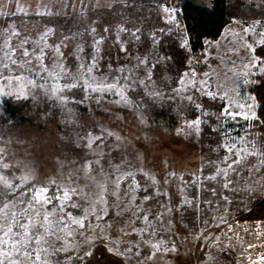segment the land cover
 Masks as SVG:
<instances>
[{
  "label": "rangeland",
  "instance_id": "374dc122",
  "mask_svg": "<svg viewBox=\"0 0 264 264\" xmlns=\"http://www.w3.org/2000/svg\"><path fill=\"white\" fill-rule=\"evenodd\" d=\"M84 2L89 5L86 10L79 5L74 9L72 0H13L12 4L0 0V4L8 5V11H14L18 3L27 13L0 16V148L6 150V161L17 165L14 170H9L15 176L31 169L36 178L33 183L37 186L48 184L55 190L49 181L56 179L63 183L71 174L74 185L84 188L88 181L78 170L85 160L94 161L97 157L79 138L88 132L99 134L101 128L111 130L124 138V145L111 151L105 149L102 164L109 191L115 173L106 161L111 159L113 165H123L120 159L123 156L133 165L142 166L158 181L153 185L150 179L133 169L141 188H146L148 194L155 197L144 207H151L153 215L159 208L165 212L162 219L167 222L150 215L156 235L143 238L135 234L125 236L120 229L124 227L130 231L129 217L127 214L115 216L119 209L113 206L105 218L112 224L107 230L110 238H119L121 249L132 246L133 252H140L139 257L113 255L106 247L107 241L96 238L90 246L92 255L81 261L78 256L89 245L84 237L78 236L74 241L77 247L49 255V264H100L97 259L100 255L104 256L106 264H206V261L207 264H254L264 255V218L248 219L246 214L264 198V163H261L264 158L249 156L233 165L228 169L227 180L222 174L216 180L205 177L215 174L218 168H227L224 158L230 157L228 163L236 158L228 148L235 151L244 147L241 138L255 139L258 146L264 144V130L256 113L259 103L252 92L264 71L259 65L252 67L249 64L253 56L259 61L264 58L245 47L252 44L255 49L260 44L264 18L227 19L215 39H203L202 48L193 51L180 17L182 0H127V6L113 0ZM251 2L264 4L262 0ZM164 6L175 9V22H167L170 13L163 11ZM48 10L53 14L37 15ZM81 12H84L83 16ZM256 22L259 24L254 33L245 31ZM121 25L131 30L139 28L140 39L120 32L118 42L117 32ZM13 28L21 33L19 37L10 35ZM92 28L96 29L95 33L91 32ZM48 29L52 31L45 36ZM25 39L27 43L21 44ZM101 39L99 52L95 53L94 43ZM185 39L187 47L182 46ZM9 42L15 48L12 58L17 61L16 65L5 57V52L11 55V49L6 47ZM50 45H60L59 52L48 47ZM121 47L128 51H121ZM24 48L29 50V57L23 55ZM41 48L45 52L42 62L48 66V72L37 67L40 62L36 55ZM93 54L98 60L93 70L96 79L111 83L113 77H122L131 71L133 77L145 82L137 85L135 91L127 92L134 102L132 105L117 104L120 97L111 92L91 93L78 87L64 93L69 97L67 107L73 110L69 115L59 103L46 96L43 89L28 84L29 80H35L37 84L53 86L57 83L55 77L58 73L61 77L58 82L66 83L67 77L55 66L62 64L75 74L81 64H90ZM137 57H148L155 68L141 64ZM161 57L170 59L160 60ZM121 68L123 73L118 71ZM193 70L195 77L191 76ZM149 71L151 80L147 78ZM185 72L189 75L181 84L179 81ZM204 73L209 75L204 76ZM245 73L247 83L244 82ZM17 76L24 79L18 81ZM201 81H207L206 88L214 96L204 94L205 86ZM22 90L27 98L19 95ZM157 92L161 94L159 97L149 95ZM188 96H192L195 103L189 102ZM73 99L83 102L73 103ZM196 104L202 107L197 109ZM225 108L238 115L234 119L221 116ZM204 111L209 115L204 116ZM252 112L255 119H244V113L251 115ZM141 116L145 123H141ZM197 117L202 121L198 134L185 128L186 122ZM181 129L184 130L178 131ZM105 143L114 145L116 141L113 137H106ZM137 154L142 159L138 160ZM173 172L175 176L169 175ZM229 181L225 188L224 183ZM127 183V180L121 183V191ZM158 190L166 192L167 196L156 195ZM19 191L9 193L8 198L13 195L18 198ZM87 191L84 188L85 194ZM144 194L143 191L137 193L138 201ZM185 197L194 202L192 206L185 205L172 213L161 207L168 204L175 209L183 204ZM0 198H4L2 188ZM74 199L88 207L84 200ZM108 199L112 205L115 198ZM71 211L81 214L77 209ZM131 219L136 228L146 229L142 218ZM96 223L104 224L103 221H92V226ZM161 238L165 239L166 246L174 242L176 251L157 252L149 259L153 249L144 240L155 243ZM136 244H139L138 249ZM209 255L213 257L210 261Z\"/></svg>",
  "mask_w": 264,
  "mask_h": 264
},
{
  "label": "snow or ice",
  "instance_id": "6c2138e0",
  "mask_svg": "<svg viewBox=\"0 0 264 264\" xmlns=\"http://www.w3.org/2000/svg\"><path fill=\"white\" fill-rule=\"evenodd\" d=\"M113 2L121 3L127 6V0H113ZM8 3L12 4L13 0H8ZM77 5L85 10L89 7L88 4H85L84 0H72L71 6L74 9ZM111 6L112 5H109V7ZM7 7L8 5L6 4H0V16H13L18 12L27 15L18 3L15 4L14 11H8ZM163 11L166 14L170 13V17L167 20L168 23L175 22V9H170L167 6H164ZM52 14L51 10L37 13V15ZM81 15L83 16L84 12H81ZM257 24H259V22L251 25L250 28L245 31H251L254 33ZM51 31L52 29H48L44 35L46 36ZM95 31V28L91 29L92 33H95ZM104 31L107 32L108 29L105 28ZM120 32L128 33L129 35L135 37L136 40L140 39V36L137 34L140 32L139 28L131 30L121 25L118 27L117 32L118 42H120ZM10 35L19 37L21 33L13 28ZM259 35L262 37L259 43L264 44V32H260ZM152 38L154 43H156L155 33H153ZM41 39H44V37L42 36ZM24 43H27V39L21 41V44ZM100 43H102V39L95 41V53L99 52L98 45ZM182 46L187 47V39L183 40ZM6 47L11 49V55H9L8 52H5V57L11 60L12 64L16 65L17 61L12 58L15 55V48H13L10 42L6 43ZM48 47H53L57 52H59L60 45H50ZM245 47L254 51L252 44H247ZM120 50L123 52L128 51L125 47H121ZM78 51L82 52L83 48H78ZM23 55L25 57H29L31 54L27 48H24ZM44 55V49H39V54L36 55V59L40 63L37 64V67L42 69L44 72H48V66L42 62ZM60 55L62 57L63 54L61 53ZM137 59L141 64L148 66L149 68H155L156 66L154 63H150L148 57H137ZM167 59H170V57L160 58V60ZM27 62L30 63V61ZM97 63V56L96 54H93L90 64L87 66L81 64L78 72L75 74L66 70L62 64H57L55 67H59L61 72L64 73L65 77H67L66 83L60 84L58 82L61 78L58 73L57 77H55L57 83L53 86L49 87L46 86V84H37L35 80H29L28 84L32 87L43 89L45 95L59 103L67 110L69 115L73 114V110L67 107L69 97L64 95V93L71 92L73 89L78 87L91 93L111 92L120 97V99L116 101L117 104L132 105L134 102L127 95V92L135 91L137 85H144L145 82L133 77L131 71L128 75L113 77V81L111 83L107 82L106 79H96L93 75V70L96 68ZM157 63H159V60ZM249 64L252 67L259 65L260 70L264 71V61H259L255 56L250 59ZM18 66L22 67V65ZM7 67L8 65L5 64V68ZM246 67H248V65H246ZM118 71L123 73V68ZM188 75L189 73L187 72L183 73L179 82L184 84V77H187ZM203 75L208 76L209 74L204 73ZM191 76H196L194 70L192 71ZM246 77L247 73H245V83L248 82ZM147 78L151 80V71L148 72ZM15 79L19 81L24 78L22 76H17ZM201 84L205 86L203 89L205 95L214 96V94L206 88L207 81H201ZM19 95H23L24 98H27L23 90ZM149 95L155 98L159 97L161 94L157 92L149 93ZM186 98L189 102L195 103L192 96H188ZM85 99H87V97H85ZM72 102L82 103L83 101H76L73 99ZM195 106L197 109L202 107L200 104H196ZM137 107L139 108V105H137ZM203 115L207 116L209 113L204 111ZM220 115L234 119L238 113L230 111L229 108H225ZM255 118L254 112H252L251 115L244 113V119L246 120ZM140 120L141 123L146 122L143 116L140 117ZM201 122V118L197 117L195 120L186 122L185 128L190 130V132L198 134ZM183 130L184 129L178 131ZM106 137H113L116 144L107 145L105 143ZM79 139L83 141L84 147L90 150L92 154L97 157L94 161L85 160L82 163L81 168L78 170V172L82 173L88 181V183L84 185V188H87L88 190L87 194H85L84 188L74 185L72 182L74 178L71 174L69 175L68 181L63 183L58 182L56 179L50 180L49 183L55 190L49 188L48 184H41L37 186L33 183L36 178L32 174L31 169L27 170L31 178L21 181L18 176L14 175V172L9 171L10 169L14 170L17 165L8 163L6 161V150L4 148H0V177L10 178L6 185H0V188L4 190V198H0V264H49V260L47 258L49 255H55L59 252H67L70 249L77 247V245L74 244V241L78 236L84 237L85 243L89 245V248L85 249L83 253L78 256V259L81 261L92 255L90 246L94 243L96 238H102L107 241L106 247H108V251L113 255L130 258L131 254L139 257L140 252H133L132 246L121 249L119 247L121 240L119 238H110L107 230L112 227V224L105 218L108 216V212L113 206L119 209L114 213L115 216L120 217L127 214L129 217L130 231L126 230L124 227L120 229L125 236L135 234L143 238L145 236L156 235L155 228L152 226L149 219L150 215H152L153 219L160 220L161 222H167L162 219L165 212L160 211L159 208L155 210V214L153 215V209L151 207H144V204H147L149 200H154L155 197L148 194L146 188H141L139 181L135 178L136 171L133 169L136 168L147 179H150L153 185H156L158 181H156L154 176L145 172L142 166L133 165L131 161L125 160L123 156L120 157L123 161V165H113L111 159L106 161V163L114 169L115 173L114 179L111 181L112 190L109 191L108 179L105 175L106 170L102 164V160L106 154L105 149H109V151H111L124 145V138L121 135L114 133L111 130L101 128L99 134L88 132ZM241 140L244 142V147L235 151H233V148H228V152L232 153V155L236 158L232 159L231 163H228L230 157L226 156L224 158L223 163L227 164V168H218L215 174L207 176L205 179L216 180L217 176L222 174L225 180H227L228 169H231L233 165L240 164L242 160L247 159L249 156L264 158V144H260L258 146L255 139L246 140V138H241ZM136 158L138 160L142 159L140 154H137ZM261 163H264V159H261ZM169 175L175 176L176 174L173 172ZM125 180H127L128 183L126 184L125 189L121 191V183ZM16 181H19V183H16ZM229 183L230 181L224 183L223 186L227 188ZM28 185H31V187L28 188ZM20 189L26 190L19 191ZM17 191H19L18 198L14 195L12 198H8L9 193L15 194ZM140 191H143L145 194L140 197L138 201L137 193ZM212 191L215 192V189ZM156 195L167 196V193L160 192L158 190ZM74 197L84 200L88 207H83V205L78 203ZM109 197L115 198L112 205L109 204ZM225 199L227 198L225 197ZM193 203L194 202L192 200H188L185 197L183 204L178 205L175 209L170 207L168 204H162L161 207H163L167 213H172L173 211H179L180 208L185 205L192 206ZM207 203H211V201H207ZM72 209L79 210L81 214H74L73 211H71ZM132 217H136V219L142 218L146 222V229H151V231L136 228L134 226L135 221L131 219ZM92 221H103L104 224L101 226V223H96L95 226H92ZM86 233L89 234L85 235ZM144 243L148 244L153 249L152 255L148 257L149 259L155 256L157 252L176 251L175 243L173 242L170 246H166L164 238H161L155 243L145 239ZM135 247L138 249L139 244H136ZM212 259L213 257L209 255L208 260L210 261ZM261 262H264V255L260 256L254 264H261Z\"/></svg>",
  "mask_w": 264,
  "mask_h": 264
},
{
  "label": "trees",
  "instance_id": "16d2710c",
  "mask_svg": "<svg viewBox=\"0 0 264 264\" xmlns=\"http://www.w3.org/2000/svg\"><path fill=\"white\" fill-rule=\"evenodd\" d=\"M252 0H182L179 5L180 17L189 36L191 50L199 51L203 39H215L227 19L264 18V4L255 5ZM264 1V0H262ZM254 53L264 58V44L255 47ZM255 99L259 103L257 116L264 130V73L252 88ZM246 218H264V198L256 202L247 212ZM100 264H106L104 256H98Z\"/></svg>",
  "mask_w": 264,
  "mask_h": 264
},
{
  "label": "clouds",
  "instance_id": "9594fccd",
  "mask_svg": "<svg viewBox=\"0 0 264 264\" xmlns=\"http://www.w3.org/2000/svg\"><path fill=\"white\" fill-rule=\"evenodd\" d=\"M18 178L21 180V181H24V180H28L30 179V175L28 174V172L25 170V171H22L19 175H18ZM10 178L9 177H0V185H6L8 182H9Z\"/></svg>",
  "mask_w": 264,
  "mask_h": 264
}]
</instances>
